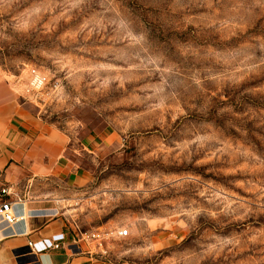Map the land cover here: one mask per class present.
Instances as JSON below:
<instances>
[{"label": "rangeland", "instance_id": "374dc122", "mask_svg": "<svg viewBox=\"0 0 264 264\" xmlns=\"http://www.w3.org/2000/svg\"><path fill=\"white\" fill-rule=\"evenodd\" d=\"M18 127L65 142L87 180L33 189L115 262L264 264V0H0V158Z\"/></svg>", "mask_w": 264, "mask_h": 264}, {"label": "crops", "instance_id": "0c3cea01", "mask_svg": "<svg viewBox=\"0 0 264 264\" xmlns=\"http://www.w3.org/2000/svg\"><path fill=\"white\" fill-rule=\"evenodd\" d=\"M65 153L66 144L59 136L22 127L2 149L6 189L11 192L4 197L15 201L14 211L21 219L9 224L0 216V264H126L105 256L87 240L78 241L73 226L58 216L56 198L38 196L33 189L41 178L74 187L87 180ZM55 243L61 247L55 249Z\"/></svg>", "mask_w": 264, "mask_h": 264}, {"label": "built area", "instance_id": "2783aa9c", "mask_svg": "<svg viewBox=\"0 0 264 264\" xmlns=\"http://www.w3.org/2000/svg\"><path fill=\"white\" fill-rule=\"evenodd\" d=\"M31 86L35 87L37 89H42L46 84H47V77L42 75L40 72L37 70L33 69L31 71ZM3 196H11V192L9 189L4 188L2 190ZM20 198H17V201H20ZM14 202L10 199H5L3 203L0 205V216L3 218L4 221H6L9 224L16 223L19 221L21 218L16 215L14 211ZM74 231L76 232L77 236L76 239L78 241L81 240H87L92 244L94 241H100L99 239L100 234H93L91 236L88 235V233H78V231L73 227ZM113 237H118V238H126L127 236L130 235V230L128 228H118L112 233ZM91 237V238H90ZM30 246H32V243H30ZM55 249H59L61 247L60 243H55L53 245ZM102 253H104L103 250H101Z\"/></svg>", "mask_w": 264, "mask_h": 264}, {"label": "bare ground", "instance_id": "6f19581e", "mask_svg": "<svg viewBox=\"0 0 264 264\" xmlns=\"http://www.w3.org/2000/svg\"><path fill=\"white\" fill-rule=\"evenodd\" d=\"M25 205H27V204H25ZM52 210H54V209H52Z\"/></svg>", "mask_w": 264, "mask_h": 264}]
</instances>
